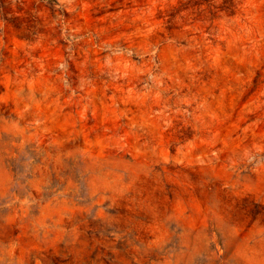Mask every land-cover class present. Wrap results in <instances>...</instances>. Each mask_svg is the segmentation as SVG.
Masks as SVG:
<instances>
[{
  "label": "rangeland",
  "instance_id": "1",
  "mask_svg": "<svg viewBox=\"0 0 264 264\" xmlns=\"http://www.w3.org/2000/svg\"><path fill=\"white\" fill-rule=\"evenodd\" d=\"M0 264H264V0H0Z\"/></svg>",
  "mask_w": 264,
  "mask_h": 264
}]
</instances>
